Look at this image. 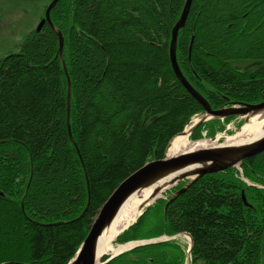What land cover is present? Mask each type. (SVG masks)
I'll return each mask as SVG.
<instances>
[{"label": "trees", "instance_id": "16d2710c", "mask_svg": "<svg viewBox=\"0 0 264 264\" xmlns=\"http://www.w3.org/2000/svg\"><path fill=\"white\" fill-rule=\"evenodd\" d=\"M28 1L39 21L51 0ZM184 2L58 0L50 19L63 35L64 64L47 22L0 56V264H66L113 190L163 158L202 111L169 59ZM176 59L214 109L262 101L264 70L233 63H264V0H192ZM234 119L204 122L190 138L212 137ZM240 168L264 186V151ZM165 202L158 199L116 241L185 232L191 264H264V188L247 185L237 168L203 175L164 213ZM184 259L181 244L163 241L105 264Z\"/></svg>", "mask_w": 264, "mask_h": 264}, {"label": "water", "instance_id": "95a60500", "mask_svg": "<svg viewBox=\"0 0 264 264\" xmlns=\"http://www.w3.org/2000/svg\"><path fill=\"white\" fill-rule=\"evenodd\" d=\"M57 1L58 0H51L47 4L44 12V17L39 21L35 29L39 31L41 26L45 22H47L55 30L58 36L59 43L58 52L63 63V35L58 29L55 28L50 19V10ZM191 2L192 0H185L179 18L171 29L168 50L170 64L175 76L203 108V111L198 116V118L190 125L189 135L196 127L209 119H224L227 117L236 116L238 118H243V125L248 123L251 119L264 122V100L254 104L234 103L230 106L213 109L210 106L209 102L205 99V97L199 91H197L183 75L176 59V43L178 31L185 24ZM69 114L70 85L68 82L66 101V122L68 127ZM69 136L72 139L70 130ZM263 151L264 131L259 136L248 138L241 142L221 143L212 146L189 149L174 156H167L165 152L163 158L146 162L142 167H140L138 170L124 179L101 205L90 226L88 233L79 245L75 256L67 264H105L119 254L129 251L135 247L158 243L170 239L157 237L153 239L131 241L136 243L125 250L117 253H112L104 261H100L101 257L104 254L100 255L99 257L97 254L99 235L102 233L107 224L114 218L124 201L133 192L139 191L143 188H148L151 185H155L152 188L149 200L141 206V209L143 211V209L148 207L151 201L160 192L178 183L179 181L186 180V183L180 189H178L175 193L169 195L170 199L167 202L168 204L169 202L177 198L182 192H184L189 186H191L194 182H196L197 179H199L203 175L217 173L231 167H237L244 159H248L249 157H252ZM240 172L243 175V172L241 170ZM243 180L247 185H253L244 176ZM254 186L264 188L263 185ZM242 197L244 199L243 194ZM142 211L138 216L142 214ZM128 226H126L125 228H127ZM190 241L192 244L191 239Z\"/></svg>", "mask_w": 264, "mask_h": 264}, {"label": "bare ground", "instance_id": "6f19581e", "mask_svg": "<svg viewBox=\"0 0 264 264\" xmlns=\"http://www.w3.org/2000/svg\"><path fill=\"white\" fill-rule=\"evenodd\" d=\"M263 125L264 122L251 119L248 123L244 124L236 134L225 137L224 143L241 142L245 139L259 136L264 131ZM189 128L190 125H187L184 131L174 136L167 149L168 156L179 154L189 149L218 144L216 140L221 135H217V137L213 140L205 139L195 143L191 142L189 139ZM153 186L155 185H151L148 188H143L139 191L133 192L124 201L114 218L107 224L102 233L99 235L97 248L98 257L106 253L112 254L120 252L136 243L130 242L126 244L116 245L114 241L117 234H119L132 221H134L136 216L141 212V206L149 200V196Z\"/></svg>", "mask_w": 264, "mask_h": 264}, {"label": "rangeland", "instance_id": "374dc122", "mask_svg": "<svg viewBox=\"0 0 264 264\" xmlns=\"http://www.w3.org/2000/svg\"><path fill=\"white\" fill-rule=\"evenodd\" d=\"M30 3L31 2H29L28 0H0V56L5 55L9 52L16 51V44L20 43L24 35L29 30L36 27L38 22L37 15L35 14L34 10H30ZM233 64L238 65L242 68L264 70V63H262L261 61L241 60L234 62ZM198 116L199 115L193 116V120ZM241 119L242 118L227 122L225 124V129L223 131L215 132L212 137H206L205 131H203L202 135L208 140H213L215 137H217V135H221L216 141L217 143H223L225 141V137L236 134L243 127L244 120ZM240 121L241 124L239 126L238 123H240ZM202 138H198L193 141L191 139L190 141L195 143ZM164 196L165 193L162 192L155 198V200L158 198H163ZM155 200H153L151 204H153ZM175 239L181 243V246L184 250L188 249L189 237L186 234H178L175 236ZM116 240L117 237L114 241L115 244L118 243ZM109 255H111V253H106L104 254L103 258L108 257ZM183 264L186 263L183 261Z\"/></svg>", "mask_w": 264, "mask_h": 264}, {"label": "flooded vegetation", "instance_id": "af4514ba", "mask_svg": "<svg viewBox=\"0 0 264 264\" xmlns=\"http://www.w3.org/2000/svg\"><path fill=\"white\" fill-rule=\"evenodd\" d=\"M167 199V198H166ZM177 234V233H176ZM175 243H177V244H180V242H178L177 240H175Z\"/></svg>", "mask_w": 264, "mask_h": 264}]
</instances>
